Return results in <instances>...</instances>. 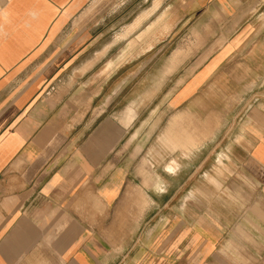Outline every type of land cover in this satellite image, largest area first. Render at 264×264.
I'll return each mask as SVG.
<instances>
[{"label":"crops","instance_id":"0c3cea01","mask_svg":"<svg viewBox=\"0 0 264 264\" xmlns=\"http://www.w3.org/2000/svg\"><path fill=\"white\" fill-rule=\"evenodd\" d=\"M90 1L0 0V264H264V0Z\"/></svg>","mask_w":264,"mask_h":264},{"label":"rangeland","instance_id":"374dc122","mask_svg":"<svg viewBox=\"0 0 264 264\" xmlns=\"http://www.w3.org/2000/svg\"><path fill=\"white\" fill-rule=\"evenodd\" d=\"M118 0H91L90 3L88 4V6L86 7L85 11L83 12L84 15L91 17L92 19L95 18V20L98 21L96 27L97 30L103 32L107 27H115V30L112 32L114 34L115 31H117V29H119L120 27V16L118 15L119 10L116 7ZM263 9V8H261ZM111 16H113L112 18V22H110L109 24L105 25V23L103 21H105V19L110 18ZM103 22V23H101ZM193 26H196V29H199V24H193ZM119 41V35L116 34V37H113L112 42H113V48L111 51V54L108 55L107 57H112L115 61L112 65V77H111V81L112 83H116L117 81H119L120 79L126 78L127 76H129V78L133 79L132 82L128 85V87L124 88L122 95H127V97H129L130 95H135V93H137V91L139 90V87H135L134 82L136 81L137 76H135V63H130L129 65H124V67L120 68L119 66H121L125 61H123L124 58L120 57L119 52L121 51V48L123 47V44L118 43ZM197 45H199V39L196 38L195 40L191 39V46L192 47H196ZM134 57V55L132 56ZM131 57V58H132ZM164 56L159 55L157 57L156 60H154V64H158L162 61ZM196 59L195 64L197 62L200 61V59H202L203 57L199 58L198 56H193ZM130 59V57H128V60ZM122 62V63H121ZM193 62V61H192ZM99 64L96 66V68L98 69V67L100 65H102L103 60L101 59L99 62ZM194 66V64H193ZM192 66V67H193ZM117 68V69H116ZM139 77V76H138ZM149 78L150 75L149 74H144L143 75V79ZM177 77V76H176ZM180 81H177V84ZM167 86L165 87L164 90L161 91V94L166 93L167 91ZM122 104L121 103H113V112L118 113L120 111V106ZM131 133V132H130Z\"/></svg>","mask_w":264,"mask_h":264}]
</instances>
